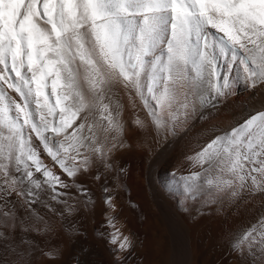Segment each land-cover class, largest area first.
I'll return each instance as SVG.
<instances>
[{"label":"snow or ice","instance_id":"obj_1","mask_svg":"<svg viewBox=\"0 0 264 264\" xmlns=\"http://www.w3.org/2000/svg\"><path fill=\"white\" fill-rule=\"evenodd\" d=\"M81 68L90 99L81 91ZM233 75L253 87L264 82V0H0V129L8 132H0V222L15 221L19 200L13 196L27 197L29 211L38 203L42 182L34 172L55 195L68 187L43 165L32 134L68 177L84 170L76 165L79 157L86 165L90 155H106L98 133L106 141L108 132L123 130L119 105L111 101L117 77L135 89L161 129L167 127L164 109L179 104L187 117L181 88L218 97ZM169 116L176 121L175 113ZM135 123L145 126L139 118ZM197 159L207 165L205 174L216 173L206 180L210 186L236 181L241 191L249 182L264 189V110L215 135ZM200 178L194 173L188 180ZM199 187L189 184L187 191L198 195ZM118 239L115 233L111 242ZM119 247H131L127 236ZM233 249L248 264H264V218L245 229Z\"/></svg>","mask_w":264,"mask_h":264},{"label":"bare ground","instance_id":"obj_2","mask_svg":"<svg viewBox=\"0 0 264 264\" xmlns=\"http://www.w3.org/2000/svg\"><path fill=\"white\" fill-rule=\"evenodd\" d=\"M83 75L81 68V91L90 99ZM3 87L20 101L14 90ZM110 91L112 107L119 105L122 133L110 131L106 141L98 133L106 155H90L86 165L79 157L76 165L84 170L76 176L68 177L32 134L43 165L68 187L58 188L55 195L43 185L42 173L34 172L42 182L38 203L29 211L27 197L13 196V201L19 200L15 221L0 222V264H248V257L234 251L233 243L264 218V189H254L251 182L242 191L236 181L231 187L208 185L206 180L216 173H204L207 165H201L197 153L215 135L264 110V82L253 87L251 80L233 75L230 88L218 97L207 92L198 97L194 90L181 88L179 101L184 103L186 96L187 117L179 104L164 109L160 114L167 127L161 129L122 78L112 82ZM150 105L155 107V102ZM170 111L177 117L175 122ZM137 118L144 127L136 125ZM0 132L8 134L6 129ZM113 144L117 146L109 152ZM30 170L34 171L31 164ZM194 173L201 178L188 180ZM189 184L200 186L198 195L197 189L187 191ZM21 187L18 184L17 191ZM109 196L111 205L106 203ZM115 233L119 239L112 243ZM125 236L131 247L121 249Z\"/></svg>","mask_w":264,"mask_h":264}]
</instances>
